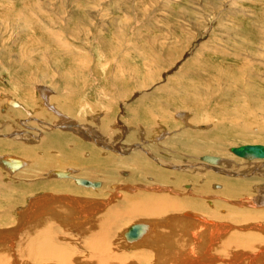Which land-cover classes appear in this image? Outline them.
I'll list each match as a JSON object with an SVG mask.
<instances>
[{"label":"rangeland","instance_id":"1","mask_svg":"<svg viewBox=\"0 0 264 264\" xmlns=\"http://www.w3.org/2000/svg\"><path fill=\"white\" fill-rule=\"evenodd\" d=\"M9 97L23 101L24 108L19 112L13 109L7 103ZM35 109L37 114L47 115L31 117L29 110ZM55 109L70 117L60 116ZM31 120V126L35 125L27 129L23 123ZM47 121L61 125L76 122L94 131L90 135L79 128L82 137L72 132V127L47 130ZM35 127L43 131L38 133ZM54 133L65 137V144L45 145L44 139ZM0 134V144L16 145L0 148V155L11 153L29 163L48 158L44 169L33 171L29 164L19 175L2 172L6 182H30L27 178L35 173L42 180L39 187L44 183L53 187L64 180L51 172L71 168L74 173L101 180L104 188L98 191L71 181L61 194L96 201L109 197L107 192L115 190L113 184L126 188L131 175L121 172L132 174L135 166L117 161L140 154L158 167L163 161L159 168L169 175L206 171L204 193H197L193 182L184 181L181 189H175L179 193L174 194L176 198L182 195L202 201L208 208L220 203L255 212L264 209L263 160L240 161L231 153L235 146L264 144V0H0ZM25 147L32 156L26 154ZM149 151L150 156L146 155ZM208 154L228 157L241 166H224V171L231 173L222 174L216 165L203 164L202 156ZM54 158L63 162L55 164ZM73 160L77 164H71ZM180 164L195 166L183 170L167 166ZM227 180L250 181L247 195L240 197L246 202L242 207L235 205L240 204L238 197L224 195ZM137 184L161 186L150 179ZM186 185H191V190ZM28 188H35L37 194L53 192L38 186ZM132 192L135 190H121L123 194ZM122 195L114 197L111 204ZM46 198L43 204H54L55 198ZM5 201L11 200L2 201L7 208L25 204L24 199L17 204ZM182 212H177L179 218L190 219ZM156 218L138 217L121 226L119 233L136 221ZM231 224L233 229L245 225ZM71 237L67 241L82 249L81 237ZM120 238L115 241L122 244Z\"/></svg>","mask_w":264,"mask_h":264},{"label":"bare ground","instance_id":"2","mask_svg":"<svg viewBox=\"0 0 264 264\" xmlns=\"http://www.w3.org/2000/svg\"><path fill=\"white\" fill-rule=\"evenodd\" d=\"M192 88L194 89V87ZM49 100L53 102L51 97ZM22 102L23 101L13 97L7 99V103H11L13 109L15 107V109H18V112L24 108L25 103L23 104ZM36 110L37 109H35L34 112H31L33 110H29L31 117L33 116L35 118L37 114ZM55 110L59 112L58 114L60 116L64 115L65 117L67 115L70 117L67 112L63 114L60 109ZM15 115V113L10 114L9 117L12 118ZM46 115L47 114L38 113L37 117L40 118ZM25 120H27V118ZM32 122H34V120H31L30 123L29 121H25L23 125H25L27 129H30L35 125L31 126ZM41 122L44 123V121ZM77 122L79 123V121ZM47 123L49 125L48 128L46 127L47 130L49 127L50 129L53 127H72V132L82 137L83 132L91 135L94 131H89L91 127H82L76 122V124H68L66 121V124L62 125V122L51 124L52 122L49 123L47 121ZM40 126L45 127V125ZM36 127L34 129L38 133L43 131L40 129L41 127L37 129ZM79 128H81L83 132L78 131ZM18 133L19 132H17V134ZM2 135L0 134V137ZM133 135L134 133L132 136ZM5 136L11 137L10 134ZM62 137V135L57 133L50 134L44 139V144H56L58 146L60 143L65 144V137L64 139ZM21 139L24 138L21 137ZM248 145L264 146V144L260 143L244 144L240 146ZM240 146L231 148V153L238 157L240 161L243 159L250 163H253L255 160H263L264 162V157L245 158L239 156L234 152V149ZM2 147L11 149L14 147L16 148V145L13 143H9L8 145L1 143L0 148ZM72 147H74V145ZM27 148L28 147L24 148L27 150L26 154L31 155V150ZM112 148H114V146ZM141 154L143 155V153ZM146 155L150 156L152 153L149 151ZM74 157L72 158L75 159ZM47 159L39 158L29 163L25 158L13 156L11 153H2L0 155V166L4 169L0 171V264H264V209L255 212L253 208L247 210L244 208L237 209V207L227 205L226 207L220 203L214 204V206L208 208L202 201L188 199V197H182V195H180L179 198L174 197L176 196L174 194H179L178 192L176 193L175 189H181V182L184 181L193 182L194 190L197 193H204L208 187L206 183L208 179H205L203 172L206 171L201 172L202 169H196L195 173H170L169 175V173H167L169 171L163 170V167L159 168L161 167L160 165H164V162H159L158 159L154 160L159 162V167L155 165V163L150 162L152 159H148V157L144 155L141 157L140 154L133 155L131 159L121 158L122 161L116 160L120 162L121 165L123 163L124 165H128L133 162L132 164L135 166L134 171L131 172L132 174L123 170L121 172V175L124 174V176L131 175V177L128 178L130 184L125 181L128 183L125 184L126 188L119 183L113 184L112 188L115 190H113V192H107L109 197L103 199L96 198V201L91 199H78L71 196L67 197L61 194V191L69 189L70 186L68 182L71 181L77 186L93 188L98 191L104 188V184L101 180H93V177L88 178L83 174L79 175L78 172L74 173V169L72 170L71 168L66 170L56 169L51 172L55 178H63L64 180L63 183L56 184L53 187L51 183H44L39 187L38 181L42 180L40 177L38 178V175L35 173L33 176L27 178V181L30 180V182H6L1 176L2 172H4V174L8 173L9 175H13V173L16 172L15 174L19 175L29 164H31L30 168H34L33 171H35V169H44V161H47ZM59 159L60 158H54L51 161L55 164H61L63 161H57ZM146 159H148V161H145ZM201 160L206 166L211 165L213 167V165H216V171L222 174L231 173L226 170L227 168L225 169L227 172H225L223 169L225 168L224 166H241L235 160L232 159L233 161L231 162L228 157L219 155L208 154L202 156ZM48 161H50V159ZM71 164H77L76 160H73ZM167 166H170L172 169L183 170L185 168L191 169L195 164L186 166H181L180 164L175 165V167L171 165ZM98 168H100V166ZM94 169H97V166L92 168V170ZM209 176L215 179L214 177L216 175L211 174ZM148 179L157 182V184H161V186L140 187L139 184H137L142 181L147 182ZM81 180L98 182L99 185L84 184ZM225 182V189H223L224 195L231 199H236L238 197L236 200H239L240 204L235 203V205L237 204L236 206L239 205V207H242L245 201L240 199V197L245 194L247 195L248 188H250V181L238 183L234 180H227ZM151 185L152 184L149 186ZM32 186H38V189L46 188L47 191L50 192L52 190L53 192L37 194L35 193V188H28ZM138 186L141 189H139ZM186 186V188L191 190V185ZM217 186H219V184H217ZM220 187L223 188L221 185ZM123 189L135 190V192L123 194L121 193ZM186 190L187 189L184 191ZM17 192H21L22 194L19 193V195ZM128 192L130 193L131 191ZM104 193L103 195L105 196L106 193ZM120 195L123 196H121L122 199L117 201L116 204L112 203V205L111 200ZM249 195L246 197V199L250 198L248 202L251 200V196ZM46 197L55 198L54 204H43L42 200ZM209 197L211 198V196ZM209 197H206L208 201H210ZM5 199L11 200V202L15 200L16 204L18 200L22 202V199H24L23 203L25 204L22 203L23 206L17 207V209L16 207L7 208L8 206L2 203ZM11 202L5 201V204H10ZM192 209H194V211H192ZM182 211H185L184 216L190 219L179 218L177 212ZM165 214L170 216L162 219ZM149 216H156L157 218L153 220L136 221L127 226L121 234L119 233L121 226L124 224L126 225V223L138 217ZM158 216L161 218L159 217V219ZM216 220L225 222L218 223ZM11 221L14 225H8V222ZM226 221H228V223H226ZM231 222L234 224L245 223V225L243 224V227L233 229L234 227ZM3 227H8L9 229L4 231ZM252 229H254V231H252ZM255 230L258 232H255ZM206 233L208 234L207 237L204 235ZM70 234L71 236L76 234L81 237L80 240L83 242L82 249H75L72 244L67 241V238H72ZM119 235H121L120 240H122V244L115 241ZM123 240L128 243V245L125 244ZM121 246L130 247L129 249H127L128 247L126 249H121L119 248ZM133 248L136 250L133 251Z\"/></svg>","mask_w":264,"mask_h":264},{"label":"water","instance_id":"3","mask_svg":"<svg viewBox=\"0 0 264 264\" xmlns=\"http://www.w3.org/2000/svg\"><path fill=\"white\" fill-rule=\"evenodd\" d=\"M234 152L239 156L245 158L264 157V146L263 145L240 146L235 148ZM81 182L88 185H99L98 182H89L87 180H81Z\"/></svg>","mask_w":264,"mask_h":264}]
</instances>
